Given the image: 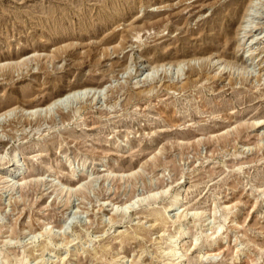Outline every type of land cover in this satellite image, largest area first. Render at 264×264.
<instances>
[{
  "label": "rangeland",
  "instance_id": "rangeland-1",
  "mask_svg": "<svg viewBox=\"0 0 264 264\" xmlns=\"http://www.w3.org/2000/svg\"><path fill=\"white\" fill-rule=\"evenodd\" d=\"M248 1L0 0V64L21 59L0 65V111L101 89L63 123L1 121L0 264H264V0L237 35ZM215 52L230 64L196 60ZM180 59L193 82L148 68ZM72 171L83 187L56 191Z\"/></svg>",
  "mask_w": 264,
  "mask_h": 264
},
{
  "label": "bare ground",
  "instance_id": "bare-ground-1",
  "mask_svg": "<svg viewBox=\"0 0 264 264\" xmlns=\"http://www.w3.org/2000/svg\"><path fill=\"white\" fill-rule=\"evenodd\" d=\"M255 1L256 0H249L248 1V3H246V6H245V9H244V13H242L243 15H241L242 17V19H241V21H240V24H238V29H237V35H239L240 34V32L241 31H243L244 32V30H246L247 31V27H248V25L246 24V23H248V22H250V23H252L251 21H250V16L252 15L251 14V9H253L254 8V6L255 5H257V4H255ZM245 31V32H246ZM251 31V30H250ZM264 40V39H263ZM251 41V40H250ZM249 44H250V42H249ZM252 53V52H251ZM34 54V53H33ZM35 55V54H34ZM38 55V54H37ZM46 55V54H45ZM143 55V54H142ZM142 55H140L139 57H140V59H143L142 58ZM39 56H40V54H39ZM250 56V55H249ZM240 59V58H239ZM21 60V59H20ZM19 60V61H20ZM197 61L199 60V61H204V62H206L208 65H212V66H215L216 64L217 65H219L218 66V69H219V67H222V68H224L225 66H227V65H229L230 64V62H226L224 59H223V57H222V55L221 54H219V53H217V52H215V53H211L210 55H208L207 57H205V58H202V59H200V58H198V59H196ZM195 59L193 60V59H190V60H184V59H180V60H177V61H175V62H170V61H167V62H162V63H160V64H149L148 65V68L150 67L151 68V70L154 72H156L157 70H158V68H161V69H163L164 70V72H165V74H166V72L169 70V68L170 67H175L176 68V71H177V73H179V71H181V69H183V67L185 66V65H187V67L189 68V71H188V76H187V78H188V80H187V82H193L195 79H192V77L193 76H200V74H201V71L199 72L197 69H195L194 67H192L191 66V62H194V61H196ZM236 60L238 61V58H236ZM242 60V59H241ZM244 60V59H243ZM19 61H16L14 64H19ZM26 61V60H25ZM145 62V61H144ZM148 62V61H147ZM12 62H1V66H4V65H10V64H13ZM234 63V62H233ZM236 64V63H235ZM222 65V66H221ZM227 68V67H226ZM216 74V73H215ZM219 75H220V72L218 73ZM180 82V81H179ZM165 86V88L167 89V90H173V92H175V91H181V90H183L184 89V86H183V84H181V85H178L177 84V82H175V81H173L172 80V82L170 81V84H166V85H164ZM68 87V88H67ZM67 88V89H66ZM66 88H65V91L63 92V91H60V92H57V94L55 95V96H53V97H51V98H49L48 100H46V99H44V100H42V101H36V103L35 104H32V105H30L28 108H19L18 106H14V107H12V108H9V109H5V110H3V111H0V123H1V121H3V119H5L7 116H9L10 114H12V113H15L16 111H23V112H25V114H28L29 116L31 115H37L38 117H37V122H39L40 123V121L39 120H43V114L42 113H44L45 115H48V114H50V113H52V112H56V113H58V116H59V119H60V121L63 123L65 120H69V119H71V118H73V115H75V113L77 112V110H73V111H71V109H70V111L72 112V114H70V111H68L67 113H64L63 112V106H68V105H70V104H73L74 102H76V101H80L82 98H83V96H85V95H88L90 92H92V96H94L97 92L99 93V91L101 90H99L98 89V87H94V88H88V86H86L85 84H80V85H76V86H73V85H66ZM148 90V89H147ZM151 91V90H150ZM142 92V91H141ZM146 93H148V92H146ZM94 98V97H93ZM93 98H92V101H93ZM91 107V106H90ZM65 108V107H64ZM73 109V108H72ZM42 117H41V116ZM21 117V116H20ZM45 117V116H44ZM52 116H50V118H49V121L52 123V124H54L55 123V118H51ZM45 119V118H44ZM262 121V120H261ZM259 122H260V120L259 119H257V120H255L254 121V125H256V124H259ZM39 125V124H38ZM42 125V124H41ZM253 125V124H252ZM40 126V125H39ZM241 130H238L237 129V132L239 133ZM225 138V137H224ZM223 138V139H224ZM14 152L11 154V156H10V164H9V167L7 168L8 170H7V172L4 174V176L3 177H6V178H14V179H18V177H19V175H20V162H19V160H18V158H17V153H16V149L15 150H13ZM0 163L2 164V162L0 161ZM81 166L82 167H84L85 166V162H83L82 164H81ZM68 176H69V178H70V180L69 181H72V183L70 184V186L68 185V186H66L65 184H63V183H61V182H59V183H57V185H54V186H56V188H55V190L56 191H58L59 193L60 192H63V191H65V192H70L72 189H80L81 188V186L83 187V185L81 184L82 182H80L81 180L79 179V178H77V172L76 171H72L71 173H69L68 174ZM95 179V178H94ZM87 180V179H86ZM12 180H10V179H8L7 180V182H11ZM17 181V180H16ZM11 182L12 184H6V186L7 187H9V188H12L13 186H15V183H17V182ZM89 181V180H88ZM91 181V180H90ZM88 182V183H91V182ZM6 187V188H7ZM13 189V188H12ZM74 192V191H73ZM177 199H178V193L177 192H175V193H172L170 196H169V198H168V200H167V202H166V204H165V206L164 207H166V208H170V207H172L174 204H176L177 203ZM165 208V209H166ZM164 209V208H163ZM161 211V210H160ZM159 210L157 211V210H154L153 212H152V215L153 216H155L156 217V219H159V220H161V216H162V214H161V212H160ZM237 224V223H236ZM220 224H218L216 227L217 228H221V226H219ZM217 230V229H216ZM216 230H214V232H216ZM181 233L179 232V235H180ZM53 238H54V234L53 233H47V239L49 240V242L51 241L52 242V240H53ZM195 239H196V237H194ZM127 238H125V240H126ZM164 240V239H163ZM177 240V239H176ZM176 242V241H175ZM196 242V241H195ZM180 244V243H179ZM162 250H163V253L164 254H167V255H169V256H172V257H174L175 259L177 258V253L179 252V251H177V249L175 248V245H167V246H165L164 248H162ZM162 250H160V251H162ZM23 255V254H22ZM16 256V255H15ZM162 257V256H161ZM171 257V258H172ZM15 258H19V256L18 257H15ZM181 258V257H180ZM9 259V258H8ZM8 259H7V256L5 257V260H4V263H6L7 261H8ZM31 259V258H30ZM177 259H179V258H177ZM16 260V259H15ZM20 260H21V257H20ZM19 260V261H20ZM18 261V260H17Z\"/></svg>",
  "mask_w": 264,
  "mask_h": 264
}]
</instances>
